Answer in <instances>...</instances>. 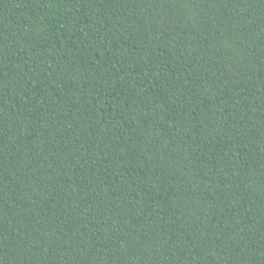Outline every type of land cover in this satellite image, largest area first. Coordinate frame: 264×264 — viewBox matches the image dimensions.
<instances>
[{"label": "trees", "instance_id": "1", "mask_svg": "<svg viewBox=\"0 0 264 264\" xmlns=\"http://www.w3.org/2000/svg\"><path fill=\"white\" fill-rule=\"evenodd\" d=\"M0 264H264V0H0Z\"/></svg>", "mask_w": 264, "mask_h": 264}]
</instances>
